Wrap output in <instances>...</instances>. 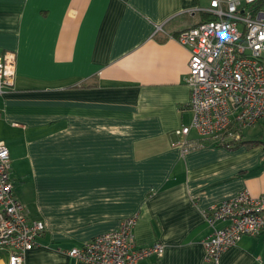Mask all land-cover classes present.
<instances>
[{"label": "crops", "instance_id": "obj_1", "mask_svg": "<svg viewBox=\"0 0 264 264\" xmlns=\"http://www.w3.org/2000/svg\"><path fill=\"white\" fill-rule=\"evenodd\" d=\"M204 5L0 0V52L15 53L0 141L18 200L44 223L24 264H88L67 250L133 215L136 246L164 245L138 264H264V230L204 259L203 210L244 189L264 194L262 137L243 128L241 140L256 143L186 153L178 143L192 111L189 52L175 37L203 19L195 8Z\"/></svg>", "mask_w": 264, "mask_h": 264}, {"label": "built area", "instance_id": "obj_2", "mask_svg": "<svg viewBox=\"0 0 264 264\" xmlns=\"http://www.w3.org/2000/svg\"><path fill=\"white\" fill-rule=\"evenodd\" d=\"M207 16L182 29L177 41L189 52L185 81L190 89L189 124L175 131L183 138L181 152L207 143L228 147L241 139L243 127L264 118V0H206L197 6ZM15 53L0 52V94L13 86ZM196 134L190 136V132ZM8 148L0 141V249L6 264H24L25 254L44 229L29 219L9 175ZM211 233L203 240L206 261L243 235L264 230V194L241 190L203 210ZM136 215L122 220L116 230L101 233L71 247L67 255L88 264H138L147 256H161L164 245L136 246Z\"/></svg>", "mask_w": 264, "mask_h": 264}, {"label": "rangeland", "instance_id": "obj_3", "mask_svg": "<svg viewBox=\"0 0 264 264\" xmlns=\"http://www.w3.org/2000/svg\"><path fill=\"white\" fill-rule=\"evenodd\" d=\"M243 135L245 138H259L264 139V119L256 122L254 125L243 127Z\"/></svg>", "mask_w": 264, "mask_h": 264}, {"label": "trees", "instance_id": "obj_4", "mask_svg": "<svg viewBox=\"0 0 264 264\" xmlns=\"http://www.w3.org/2000/svg\"><path fill=\"white\" fill-rule=\"evenodd\" d=\"M203 19H207V16L206 15H203ZM257 142V140H238V141H236L235 143H233L232 145H229L227 148H234V147H236V145H239V144H241V143H248V144H250V143H256Z\"/></svg>", "mask_w": 264, "mask_h": 264}]
</instances>
